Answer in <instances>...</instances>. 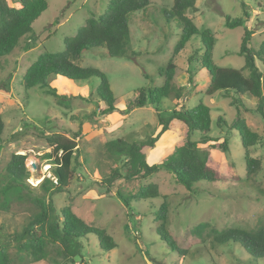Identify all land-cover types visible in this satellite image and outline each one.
I'll return each mask as SVG.
<instances>
[{
  "label": "rangeland",
  "instance_id": "1",
  "mask_svg": "<svg viewBox=\"0 0 264 264\" xmlns=\"http://www.w3.org/2000/svg\"><path fill=\"white\" fill-rule=\"evenodd\" d=\"M5 1L9 6L19 7L16 0ZM109 1L47 0V8L33 23L34 46L24 48L31 40L30 35L25 36L4 58L0 70V114L4 121L0 173L12 153L25 154L27 182L35 186L43 176L50 175L49 161L41 157L50 150L45 137L58 132L77 140L78 162L82 165L75 166L74 179L64 191L53 194L51 201L57 210L69 207L86 223L105 228L116 246L104 250L96 235L89 234L81 239V256L72 264H248L244 263L250 260L248 254L239 245L240 248L216 245L210 236L213 230L251 229L264 222V120L253 111L255 99L247 101L246 107L240 106L241 117L260 137V142L249 148V155L260 159L261 168L247 180L244 148L238 132L231 127L236 109L219 92L205 94L208 72L201 65L200 36H192L177 55L172 54L181 30L177 20L168 17L173 0H150L146 8L132 15L129 29L132 48L137 52L135 58L109 57L105 48L95 47L85 51L77 61L80 66L97 67L105 73L115 97V110L102 113L104 103L96 93L97 77L49 78V85L56 87L58 94L72 97L69 107L58 105L55 97L40 86H23L22 74L39 54L62 51L64 39L73 36L88 17L102 14ZM195 6L196 11L188 9L186 15L199 30L212 31L214 64L242 67L244 58L237 51L244 26L226 27L224 19L239 18L246 9V26L252 32L250 41L257 46L264 40V0H195ZM169 59L176 64L175 83L184 86L187 95L161 99L159 110L150 104L130 106L129 100L139 87L162 84L160 72ZM189 78L195 86L189 84ZM198 101L210 108L209 135L219 141L227 140L226 149H209V163L225 176L223 180L201 181L192 190H186L160 169L147 178L118 177L110 193L105 192L100 174L119 166L105 156L106 141L114 138L141 141L156 136L161 129L158 112L167 115L172 109L190 108ZM217 118L222 122L217 124ZM183 128L181 121L172 120L148 151L147 162L156 164L170 155L184 139ZM198 137L199 133L194 132L191 138ZM148 183L156 184L159 196L133 198ZM118 192L131 197L129 205L119 199ZM163 201L167 206L165 227L176 242L187 248L184 255L170 251L156 233L160 223L156 209ZM32 210L31 203L18 201L6 209L0 208L1 231L8 234L19 230ZM14 244L12 241L8 249L11 254L16 250ZM53 246L48 244V250ZM27 258L25 262L31 259ZM255 262L252 264H264V257Z\"/></svg>",
  "mask_w": 264,
  "mask_h": 264
},
{
  "label": "trees",
  "instance_id": "2",
  "mask_svg": "<svg viewBox=\"0 0 264 264\" xmlns=\"http://www.w3.org/2000/svg\"><path fill=\"white\" fill-rule=\"evenodd\" d=\"M16 1L19 7L9 6L5 0H0V70L4 58L14 50L23 37L30 35L31 39L26 42L25 49L34 46L35 40L31 35L33 23L48 5L47 0ZM149 4L150 0H110L102 14L88 17L73 36L64 39L62 51H43L39 54L22 74L23 86L25 88L40 86L46 94L55 97L58 105L69 107L72 97L58 94L57 88L49 85V78L61 76L76 80L97 77L99 83L96 93L104 103L102 113L115 110V97L105 73L97 67L80 66L77 61L85 51L95 47L105 48L109 57L135 58L137 52L130 42L129 21L136 11L146 8ZM188 9L196 11L195 0H173L169 10L168 17L176 19L181 28L172 54L177 55L192 36H200L203 50L201 65L208 72L205 94L219 92L223 97L229 98V105L236 109V118L231 127L238 132L244 148V179L249 180L261 168L260 159L249 155V148L257 145L260 137L241 117L240 106L246 107L247 101L255 99L253 111L264 120V40L257 46L251 44L252 32L246 26L248 16L246 9L239 18L225 16L226 27L244 26L237 51L244 58V64L240 68L217 66L212 61L214 46L212 31L208 28L199 30L186 15ZM175 73L176 64L169 59L160 72L163 77L162 84L139 87L136 95L129 100V105L142 107L150 104L159 110L161 99L185 97L187 89L175 83ZM189 84L195 86L191 78ZM174 119L183 123L184 139L161 162L149 164L146 157L148 151L154 147L158 135L166 131ZM158 120L161 129L156 136L141 141L114 138L104 143L107 159L119 163V166L111 168L110 172L100 174V183L104 185L106 193H110V187L118 177L147 178L160 169L167 171L174 182L186 190H192L201 181L214 182L225 178L209 163V149L215 147L226 149L227 140L223 138L219 141L209 135L211 116L210 108L206 104L198 101L193 107L182 106L180 109H172L167 115L158 112ZM216 121L217 124L222 122L221 118H217ZM3 129L4 121L0 114V148ZM194 132L199 133L198 139L191 138ZM45 140L50 150L41 157L49 161L47 163L50 175L43 176L37 185L31 186L27 182L29 172L24 164L25 154L12 153L0 173V208L6 209L12 202L17 201L33 205V210L19 230L6 234L1 231L0 226V264L35 262L72 264L75 258L81 256V239L87 238L89 234L96 235L98 245L104 250L116 246L105 228L86 223L69 207L60 210L55 208L51 196L66 189L76 174L75 166L82 164L78 162L79 147L74 138L54 132L47 135ZM158 196L156 184L148 183L141 186L133 198L150 199ZM118 197L124 204L129 205L131 197L120 192ZM156 219L160 221L156 229L159 238L170 251L184 255L187 248L176 242L165 227L167 206L164 201L156 209ZM210 237L216 245H239L244 249L250 260L240 263L252 264L264 257V222L251 229L229 227L213 230ZM12 241L16 248L13 254L8 251ZM48 244L54 245L53 250H48ZM27 257L31 258L29 262L28 260L25 262Z\"/></svg>",
  "mask_w": 264,
  "mask_h": 264
},
{
  "label": "built area",
  "instance_id": "3",
  "mask_svg": "<svg viewBox=\"0 0 264 264\" xmlns=\"http://www.w3.org/2000/svg\"><path fill=\"white\" fill-rule=\"evenodd\" d=\"M53 178V177H52ZM30 183H32V184H35L33 181H31V180H28ZM37 181V180H36ZM54 181H55V179H54Z\"/></svg>",
  "mask_w": 264,
  "mask_h": 264
},
{
  "label": "water",
  "instance_id": "4",
  "mask_svg": "<svg viewBox=\"0 0 264 264\" xmlns=\"http://www.w3.org/2000/svg\"><path fill=\"white\" fill-rule=\"evenodd\" d=\"M31 165H32L33 167H35V164H34L33 162H31Z\"/></svg>",
  "mask_w": 264,
  "mask_h": 264
}]
</instances>
